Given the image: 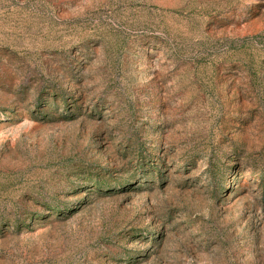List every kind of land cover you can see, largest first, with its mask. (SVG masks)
Masks as SVG:
<instances>
[{
    "label": "rangeland",
    "instance_id": "374dc122",
    "mask_svg": "<svg viewBox=\"0 0 264 264\" xmlns=\"http://www.w3.org/2000/svg\"><path fill=\"white\" fill-rule=\"evenodd\" d=\"M0 264H264V0H0Z\"/></svg>",
    "mask_w": 264,
    "mask_h": 264
}]
</instances>
